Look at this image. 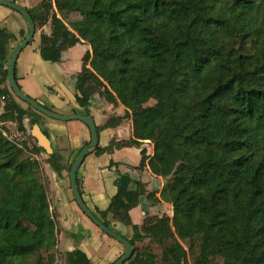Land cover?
Masks as SVG:
<instances>
[{
  "label": "trees",
  "instance_id": "16d2710c",
  "mask_svg": "<svg viewBox=\"0 0 264 264\" xmlns=\"http://www.w3.org/2000/svg\"><path fill=\"white\" fill-rule=\"evenodd\" d=\"M27 10L36 29L51 24L41 35L44 60L59 61L82 39L91 45L76 82L81 106L99 93L127 108L133 138L96 152L153 143L140 167L166 178L162 197L174 215L147 216L148 235L129 239L135 250L124 264H264V0H42ZM57 11L81 19L67 24ZM14 38L0 26L1 119L26 130L24 119L38 112L22 107L7 82ZM41 151L0 133V264H55L50 180L34 158ZM60 160L47 158L59 175ZM115 182L101 211L112 230L107 216L132 225L129 211L145 193L129 175ZM66 264L92 263L75 249Z\"/></svg>",
  "mask_w": 264,
  "mask_h": 264
},
{
  "label": "crops",
  "instance_id": "0c3cea01",
  "mask_svg": "<svg viewBox=\"0 0 264 264\" xmlns=\"http://www.w3.org/2000/svg\"><path fill=\"white\" fill-rule=\"evenodd\" d=\"M8 1L27 9L36 6L42 0ZM57 14L61 17L58 11ZM21 17L15 16L10 10L0 9V26L7 28L15 35V38L11 40V46L16 47L28 34L27 21L22 15ZM51 31L50 23L37 28L35 35H39V43L31 47L32 51L27 57L21 58V53L19 55L15 75L22 90L45 107L61 114H87L86 110H88L97 127H101L98 131V147L106 148L112 140L119 142L132 139L133 121L130 117H123L127 110L123 104L109 102L99 93L89 98L87 108L81 106L77 100L78 95H81L76 89L77 77L83 70L84 56L88 52L92 53L91 45L82 39L63 50L59 61L44 60L40 55L41 35L42 33L50 35ZM14 42L17 43L14 45ZM38 67L43 71H38ZM88 67H90L89 64ZM16 100L22 107L28 106L27 103L24 105L17 96ZM45 116L38 112L35 116L26 117L24 127L26 131L30 130L28 132L32 139L39 145L32 134L33 120L37 119L36 124H39L50 138L53 153L61 157L60 164L63 170L59 175L48 163L49 153L45 149L40 155H35L41 166L46 164L49 167V172L46 170L45 175L50 180L48 193L50 211L57 215L53 214L58 229L57 247L62 248L63 245L66 252L81 249L87 254L92 264H113L124 253L123 245L109 237L85 215L76 203L70 185L68 166L74 161L80 149L90 141V129L80 120L56 121ZM115 117H123V119L107 126L108 121ZM142 148L147 149L148 155H153V144L147 141L142 143L141 147L120 146L101 153L95 150L85 158L77 173L83 200L102 221L101 211L108 208L111 199L116 195L118 189L115 181L120 175H129L132 179L131 186L134 188L138 187V183L144 186L145 193L139 196L137 205L129 211L132 225H125L114 220L111 214L107 216L111 227L128 239L148 235L144 226L147 216L167 215L172 218L174 215L173 204L162 197L166 178L153 173L148 164L140 167ZM134 226L138 227L137 232ZM148 241L146 237L137 245L143 246Z\"/></svg>",
  "mask_w": 264,
  "mask_h": 264
},
{
  "label": "water",
  "instance_id": "95a60500",
  "mask_svg": "<svg viewBox=\"0 0 264 264\" xmlns=\"http://www.w3.org/2000/svg\"><path fill=\"white\" fill-rule=\"evenodd\" d=\"M0 5L8 6L16 11H18L27 21L28 24V34L26 37L15 47L14 51L11 54V57L7 66V82L12 92L17 96L20 100L24 101L28 105H30L36 111L50 117L53 119L61 120V121H72V120H80L85 123L90 129L91 138L89 143L83 146L80 151L77 153L70 169L69 177H70V185L71 190L74 196V199L80 209L85 213V215L95 224L97 225L104 233L116 239L120 242L124 247V253L113 263V264H124L127 262L134 253V246L130 242L129 239L124 236L118 234L116 231L110 229L108 226L104 224V222L86 205L83 197L81 195L77 173L80 165L84 162L85 158L93 153L98 145H99V133L96 122L92 115L90 114H71L65 115L58 112H55L37 100L33 99L27 93H25L20 85L17 82L15 75L16 63L19 58L22 50L29 45L35 36L36 33V25L35 22L25 7L21 5L8 1V0H0ZM32 134L38 140V144L40 147L45 149L49 154L53 153L52 145L50 138L46 135L41 129L39 124L33 123L32 125Z\"/></svg>",
  "mask_w": 264,
  "mask_h": 264
},
{
  "label": "rangeland",
  "instance_id": "374dc122",
  "mask_svg": "<svg viewBox=\"0 0 264 264\" xmlns=\"http://www.w3.org/2000/svg\"><path fill=\"white\" fill-rule=\"evenodd\" d=\"M0 9H4L5 11H8L10 10L13 14H15V16L17 17H21V14H19L18 11L8 7V6H5V5H0ZM7 9V10H6ZM61 17L68 23V24H71L72 22H75V21H78L81 19V15L77 12H71V11H63V12H58ZM21 19H23L21 17ZM24 21V20H23ZM17 42H14V45L16 44ZM36 43H39V35H35L34 36V39L33 41L27 45L21 52V58L24 56V57H27L30 53H31V47L33 45H35ZM15 46H10V49H14ZM50 67H53L51 64H48ZM40 67H38V71L42 72L43 70L41 69ZM1 94V93H0ZM2 95V94H1ZM6 95H5V99H0V133H2L7 139H9L11 142L13 143H17V145H22L24 143H29L30 145V148L33 147L35 145V142L34 140L32 139V137L29 135L30 133V130L26 131L24 129H20V127L18 126L17 123H14L12 121H4L1 119V115L3 114V111H4V105H5V101H6ZM21 101V100H20ZM24 105H27L24 101H21ZM156 103V100L155 99H150L147 103H145V105H154ZM47 117V116H45ZM47 118H50V117H47ZM131 118V117H130ZM53 119V118H52ZM56 121H58L57 119H54ZM147 142L149 144H153L152 142H150V140H147ZM35 159H37L35 156H34ZM45 162V161H44ZM42 168L46 173V170L47 172H49V167L48 165H44L42 164ZM53 177V176H52ZM54 215L55 212H53ZM57 216V215H56ZM62 230V229H61ZM64 232V231H63ZM108 235V234H107ZM109 236V235H108ZM111 237V236H109ZM113 238V237H112ZM116 240V239H115ZM114 240V241H115ZM55 258H56V261H55V264H66V251L64 250V246L62 245V248H59L57 247L55 252Z\"/></svg>",
  "mask_w": 264,
  "mask_h": 264
},
{
  "label": "built area",
  "instance_id": "2783aa9c",
  "mask_svg": "<svg viewBox=\"0 0 264 264\" xmlns=\"http://www.w3.org/2000/svg\"><path fill=\"white\" fill-rule=\"evenodd\" d=\"M0 99H5V95L0 94Z\"/></svg>",
  "mask_w": 264,
  "mask_h": 264
}]
</instances>
